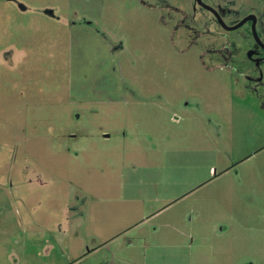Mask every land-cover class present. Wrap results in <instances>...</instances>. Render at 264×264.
Listing matches in <instances>:
<instances>
[{
	"label": "rangeland",
	"instance_id": "374dc122",
	"mask_svg": "<svg viewBox=\"0 0 264 264\" xmlns=\"http://www.w3.org/2000/svg\"><path fill=\"white\" fill-rule=\"evenodd\" d=\"M166 2L0 0V264H264V84Z\"/></svg>",
	"mask_w": 264,
	"mask_h": 264
},
{
	"label": "flooded vegetation",
	"instance_id": "af4514ba",
	"mask_svg": "<svg viewBox=\"0 0 264 264\" xmlns=\"http://www.w3.org/2000/svg\"><path fill=\"white\" fill-rule=\"evenodd\" d=\"M141 5L146 6L145 2H149L150 0H138ZM168 1V0H167ZM171 4L166 2L167 6H160V4H155L153 9L156 10H165L168 12V16H170V22L174 24L181 36L186 38V43L189 44H198V37L202 36V27L196 25L201 22L197 21V17L199 16L203 19V22L207 21L209 25L215 27L218 31V34H222L225 38H227L225 42H213L212 44H216L218 46H222V50H219V56L216 57L218 60H233L237 59V61H244L249 65L247 67L246 72L240 71V74H244L245 83L248 85H252V87L248 90L250 93H258V90L263 89L264 84V40L262 38V34L259 32L260 28V19L258 16L253 13H246L241 15L239 19H236L239 14L236 11H230L229 9L222 8L219 1H214L210 3V0H171ZM168 5L173 8H168ZM191 6L188 8L187 6ZM179 7L181 9H179ZM264 11V10H263ZM233 13V14H232ZM254 17V31L257 36V40L254 38L252 34L253 28V20L249 19L245 21L238 28L233 30H228V28H232L239 24L242 20L248 17ZM262 27V26H261ZM242 29V32L245 33L246 38L249 40V44H243L240 47L239 52H237L236 45L234 41H229L231 39V34L237 33ZM200 31L201 34H198ZM230 35V36H229ZM229 38V39H228ZM191 40V41H190ZM184 42V43H185ZM209 43V41H208ZM255 73V74H254ZM249 74V75H248ZM255 75V76H253ZM264 90V89H263Z\"/></svg>",
	"mask_w": 264,
	"mask_h": 264
},
{
	"label": "water",
	"instance_id": "95a60500",
	"mask_svg": "<svg viewBox=\"0 0 264 264\" xmlns=\"http://www.w3.org/2000/svg\"><path fill=\"white\" fill-rule=\"evenodd\" d=\"M249 19H252L253 20V28H252V34L254 36V38L257 40V36L255 34V31H254V17L250 16L244 20H242L239 24H237L236 26L232 27V28H228V30H233V29H236L238 28L240 25H242L245 21L249 20Z\"/></svg>",
	"mask_w": 264,
	"mask_h": 264
}]
</instances>
